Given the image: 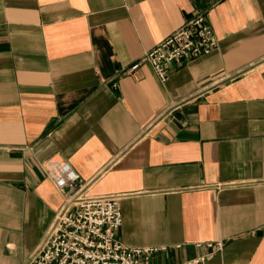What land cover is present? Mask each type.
<instances>
[{"label":"crops","instance_id":"1","mask_svg":"<svg viewBox=\"0 0 264 264\" xmlns=\"http://www.w3.org/2000/svg\"><path fill=\"white\" fill-rule=\"evenodd\" d=\"M199 12L212 52L166 83L131 69ZM51 158L120 196L121 241L168 246L151 264L215 240L201 264H264V0H0V264L28 261L65 202Z\"/></svg>","mask_w":264,"mask_h":264},{"label":"built area","instance_id":"2","mask_svg":"<svg viewBox=\"0 0 264 264\" xmlns=\"http://www.w3.org/2000/svg\"><path fill=\"white\" fill-rule=\"evenodd\" d=\"M218 39L205 13L199 12L153 48L143 52L131 69L148 63L162 83L169 69L186 58L212 52ZM48 176L65 194L38 250L24 264H151L153 256L168 246H131L117 237L123 223L120 196L84 194L86 182L63 159L44 162ZM198 246L202 243H198ZM209 251L182 264H201L224 249L223 240L205 243ZM180 246V245H178Z\"/></svg>","mask_w":264,"mask_h":264}]
</instances>
